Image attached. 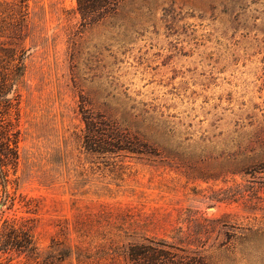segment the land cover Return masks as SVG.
Wrapping results in <instances>:
<instances>
[{
	"label": "rangeland",
	"instance_id": "rangeland-1",
	"mask_svg": "<svg viewBox=\"0 0 264 264\" xmlns=\"http://www.w3.org/2000/svg\"><path fill=\"white\" fill-rule=\"evenodd\" d=\"M4 1L39 255L0 264H264V0Z\"/></svg>",
	"mask_w": 264,
	"mask_h": 264
},
{
	"label": "trees",
	"instance_id": "trees-1",
	"mask_svg": "<svg viewBox=\"0 0 264 264\" xmlns=\"http://www.w3.org/2000/svg\"><path fill=\"white\" fill-rule=\"evenodd\" d=\"M78 6L86 15L90 10L107 6L112 0H76ZM5 3L0 0V4ZM16 12L21 13L24 9L22 1L17 2ZM4 20L0 22V39H3V30H7V26H1ZM5 27V28H4ZM0 43V204L5 203L10 198L9 187L14 183L12 176H16L20 161L19 143L20 131L18 124L14 122L12 112L18 111V104H14L11 95L16 87V77L21 70L15 53L10 49H4ZM21 65V64H20ZM16 182V180H15ZM9 253H17L26 255L31 259H38V248L35 243L32 229L25 224L17 221L6 220L0 226V259Z\"/></svg>",
	"mask_w": 264,
	"mask_h": 264
}]
</instances>
